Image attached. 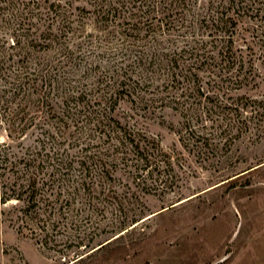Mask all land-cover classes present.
Here are the masks:
<instances>
[{
    "label": "rangeland",
    "instance_id": "rangeland-1",
    "mask_svg": "<svg viewBox=\"0 0 264 264\" xmlns=\"http://www.w3.org/2000/svg\"><path fill=\"white\" fill-rule=\"evenodd\" d=\"M144 1L0 0V152L18 164L8 188L0 180V264H264V22L239 24L218 56L229 65L186 71L178 53L194 30L207 34L202 0L182 16ZM254 7L264 13V0ZM159 24L175 30L157 45ZM55 36L67 63L48 49ZM47 51L82 102L119 99L112 117L144 152L69 110L31 124L25 95ZM119 78L145 100L112 89ZM24 169L36 198L3 204L4 191L28 189Z\"/></svg>",
    "mask_w": 264,
    "mask_h": 264
},
{
    "label": "trees",
    "instance_id": "trees-1",
    "mask_svg": "<svg viewBox=\"0 0 264 264\" xmlns=\"http://www.w3.org/2000/svg\"><path fill=\"white\" fill-rule=\"evenodd\" d=\"M154 4L152 5L155 13L167 9L173 12L180 11L182 16L184 8L183 5L186 4L187 0H153ZM148 0L144 1V4H147ZM203 10L198 15V21L203 23L207 34L196 35L195 30L193 31V36L187 38V44L183 46V49L178 53L180 58H183L184 55L188 56L187 61H185L187 66L183 62L177 59V51L173 52V56H176V59H171L174 61L175 65L181 67V69L186 70V67H194L198 64L205 65L208 67L218 66V64L224 63L230 64L227 62L228 59L219 63L218 56L229 55L231 49L235 48L236 45V28L243 21L250 22L253 20V15L261 17V22H264V13L257 11L254 7L256 0H202ZM206 9V10H205ZM174 18V17H173ZM184 18V17H183ZM250 20V21H249ZM173 24H177V18H174ZM195 24V23H194ZM177 25H174L175 28ZM185 28V27H182ZM187 28V27H186ZM175 29H172V32ZM138 33H141L142 30L138 29ZM171 31H165L162 24L157 25L153 28V33L151 35V40L153 44L160 45V40L163 37H171ZM174 35V34H173ZM199 38V39H198ZM48 39V38H47ZM58 37L54 39H49L48 49L56 51L54 57L59 56L60 59L58 64L70 61L72 59V53L69 49L68 43L65 40L63 43H60ZM190 40V41H189ZM65 43V45H64ZM67 45V47H65ZM178 50V49H177ZM217 54V55H216ZM51 54L48 51L43 55V61L47 64L45 69L41 70V73H36V78L30 81L31 90L28 95L25 97L28 99L26 103V109L30 112L32 117L29 121L31 124L38 119L39 114L42 112L47 113V107L50 109V112H56L58 110L62 111H73V118L81 116H88L87 118H93L99 127L104 128V130L111 136L112 141H117L122 143L124 146L131 147L136 151L144 152V145L141 141L137 140L136 134L131 129L122 126L120 122L112 117V113L119 106V99L109 106L108 100L105 95H100L96 99L98 102L92 104V101L82 102L81 96L77 93L76 89L73 91L69 88L63 86V82L58 79L54 73L51 71L50 65L55 62L51 60ZM48 58V60H46ZM170 61V62H172ZM235 64V63H234ZM64 67V65H63ZM58 79V80H57ZM117 87V89H122L123 97L124 94L130 99L131 102L137 103V101L143 102L145 100L143 94L135 88L133 85L126 83L124 79L117 81L112 89ZM30 90V89H29ZM106 93V92H104ZM107 94V93H106ZM114 94L111 95V97ZM70 104H74L71 108ZM97 106V108H96ZM187 111V110H185ZM185 116V115H184ZM27 117V114L26 116ZM187 118V116L185 117ZM25 119V118H24ZM187 120V119H186ZM28 121V122H29ZM189 122V120H188ZM14 126V125H12ZM11 133V129H10ZM11 137V134L9 135ZM138 160V159H137ZM8 155L4 152H0V180L3 179V188H8L9 181L14 178L15 171H13L18 164L10 163L8 165ZM25 170V171H24ZM23 176L28 178L26 181H29L28 189L24 193H17L15 189L13 193L10 190L4 191L3 195V204L15 199L18 201L27 200L36 198L37 194V182L38 177L35 175L34 171L30 169H24ZM23 194H30V197L23 198Z\"/></svg>",
    "mask_w": 264,
    "mask_h": 264
}]
</instances>
